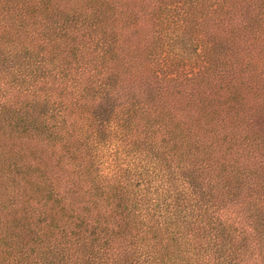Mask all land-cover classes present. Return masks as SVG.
I'll return each instance as SVG.
<instances>
[{
    "label": "trees",
    "instance_id": "16d2710c",
    "mask_svg": "<svg viewBox=\"0 0 264 264\" xmlns=\"http://www.w3.org/2000/svg\"><path fill=\"white\" fill-rule=\"evenodd\" d=\"M0 264H264V0H0Z\"/></svg>",
    "mask_w": 264,
    "mask_h": 264
}]
</instances>
